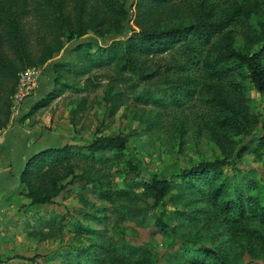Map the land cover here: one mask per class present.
Here are the masks:
<instances>
[{"label": "rangeland", "instance_id": "1", "mask_svg": "<svg viewBox=\"0 0 264 264\" xmlns=\"http://www.w3.org/2000/svg\"><path fill=\"white\" fill-rule=\"evenodd\" d=\"M236 4L245 18L243 25L236 27V47L255 54L264 48L261 25L264 0H237ZM34 16L28 14L25 24L32 59L39 60L47 48L42 38L47 36L52 40L53 36L39 27ZM134 20L135 10H131L123 35L104 36L108 31L101 34L89 31L79 40L69 41L65 37L62 49L51 59L24 67L21 72L36 68L41 74L32 95L18 106H13V96L21 72L12 96L14 82L0 73V136L4 139L13 138L23 147L26 145L39 152L65 146L76 150L98 138L119 137L127 142L129 152L124 159L107 164L73 161L58 172L24 178V185L21 184L10 198L15 206L13 214L0 219L3 264H71L66 256L81 249L93 252L104 264H184L177 251L185 246L205 249L207 255L218 259L217 264H264V241L218 217L190 223L174 219L172 215L170 219H173L176 234H156L154 225L163 209L170 215L180 209L189 211L203 206L189 198H178L176 188L159 205H154L143 191H139L140 196L132 202L123 201L127 206L143 208V215L131 218L119 213L111 203L100 200L92 193L95 183L84 180L90 177L103 181L107 188L124 187L133 179L128 169L131 157L142 162L145 178L217 161L224 162L223 172L234 182L258 180L260 187L253 195L264 203V146L259 143L264 137V95L254 87H249L239 100L240 123L213 133L212 117L202 96L181 109L160 110L135 101V96L144 91L145 86L112 85L111 78L120 69L117 63L93 70L87 64L91 70L85 75L69 73L61 67L56 70L60 64L80 70L84 67L78 59L80 46L89 44L90 54H95L98 47L107 48L114 41L131 36L133 30L138 31ZM184 22L187 20L176 23ZM52 44L51 48L56 42ZM0 50V60L8 59L15 66H21L18 48L11 36L2 38ZM165 56L146 60V67L154 71L161 67L162 72L167 66ZM2 65L0 62V67ZM125 73L133 78V73ZM166 87L160 86L161 89ZM119 92H123V99L116 101L114 97ZM53 94L58 95L52 99ZM49 98L46 106L34 108ZM8 151L6 148L0 152L3 166L7 164ZM32 193L51 196L52 200L41 207L29 208ZM103 208L108 210L105 212ZM92 215L106 218L99 224L91 219ZM249 224L264 233L262 224L254 221ZM87 230L102 232L106 237L100 239ZM127 246L147 248L150 256L143 260L131 258L123 253Z\"/></svg>", "mask_w": 264, "mask_h": 264}, {"label": "trees", "instance_id": "2", "mask_svg": "<svg viewBox=\"0 0 264 264\" xmlns=\"http://www.w3.org/2000/svg\"><path fill=\"white\" fill-rule=\"evenodd\" d=\"M236 3L237 0H0V38L11 36L22 61L21 66H15L8 59H1L4 65L0 67V73L14 82L12 96L19 72L28 65L51 59L62 49L65 37L69 41L79 40L89 31L98 34L108 31L104 36L123 35L125 22L130 20V11L135 10L134 23L138 31L133 30L131 36L114 41L107 48L98 47L95 54H90L89 44L82 45L78 48V59L84 64L83 68L75 70L69 64H60L56 70L61 67L69 73L85 75L91 69L117 63L120 69L111 78L112 85L145 86V90L135 96V101L160 110L181 109L202 96L216 130L213 129V133H217L220 129L240 123L239 100L249 87L264 95V48L251 54L236 47V27L243 25L245 20L243 10ZM28 14H34L39 27L50 31L53 36L52 40L47 36L42 38L47 48L39 60L32 59L28 47L25 24ZM185 20L187 22L176 23ZM261 25L263 30L264 23ZM112 27L113 30H108ZM247 38L254 41L248 34ZM53 42L56 45L51 48ZM161 56L167 58V66L162 72L161 67L155 71L146 67V60ZM87 64L91 65V69ZM57 72L60 73V70ZM125 72L133 73V78ZM161 85L167 87L161 89ZM57 95L53 94L51 98ZM51 98L44 100L45 103H37L34 108L46 106ZM114 99L121 101L123 92L117 93ZM259 143L264 146V137ZM127 149V142L119 137L98 138L76 150L73 146L50 147L27 159L21 184L24 185L27 176L41 177L58 172L73 161L107 164L111 160H121L129 153ZM223 163H201L194 168L172 169L170 174L164 172L145 178L142 162L131 157L128 169L133 179L124 187L107 188L103 181L97 182L90 177L84 180L95 183L92 193L100 200L111 203V207L131 218L143 215V208L130 207L124 202H132L139 197V191L151 198L154 205H159L176 188L178 198H189L203 205L189 211L180 209L170 215L163 209L154 225L156 234H176L171 223L173 219H170L172 215L176 217L174 219L190 223L218 217L264 241V233L249 224L254 221L264 226V203L259 196L253 195L260 187L259 181L243 179L234 182L224 174ZM45 169L48 170L45 172ZM30 197L32 203L29 208L41 207L52 200L51 196L37 193L30 194ZM103 209L105 212L108 210ZM90 217L99 224L106 218ZM87 233L96 234L103 240L106 237V234L95 230H87ZM123 253L140 260L150 256L147 248L136 246H127ZM177 254L184 264H217L218 261L207 255L205 249L195 250L185 246ZM65 259L71 264H104L103 259L87 249L69 254ZM4 262V258L0 257V264Z\"/></svg>", "mask_w": 264, "mask_h": 264}, {"label": "crops", "instance_id": "3", "mask_svg": "<svg viewBox=\"0 0 264 264\" xmlns=\"http://www.w3.org/2000/svg\"><path fill=\"white\" fill-rule=\"evenodd\" d=\"M6 148L9 151L7 164L4 163V166L0 154V219L13 214L15 206L10 198L21 186V174L25 169L29 155L38 153L37 150L28 149L26 145L23 147L13 138L6 140L0 136V152Z\"/></svg>", "mask_w": 264, "mask_h": 264}, {"label": "built area", "instance_id": "4", "mask_svg": "<svg viewBox=\"0 0 264 264\" xmlns=\"http://www.w3.org/2000/svg\"><path fill=\"white\" fill-rule=\"evenodd\" d=\"M40 74L41 72L36 68L25 70L19 74V82L13 96V106L22 104L32 95L39 83Z\"/></svg>", "mask_w": 264, "mask_h": 264}]
</instances>
